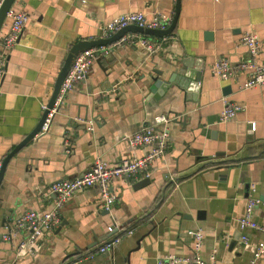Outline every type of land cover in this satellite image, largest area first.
Instances as JSON below:
<instances>
[{
	"label": "crops",
	"instance_id": "0c3cea01",
	"mask_svg": "<svg viewBox=\"0 0 264 264\" xmlns=\"http://www.w3.org/2000/svg\"><path fill=\"white\" fill-rule=\"evenodd\" d=\"M20 3L28 18L0 83V163L36 125L71 44L101 38L103 24L123 12L173 14L175 0ZM7 26L5 21L2 32ZM245 32L259 39L258 60L264 61V0H179L172 37L160 49L149 54L117 43L95 58L87 76L57 103L47 130L6 165L0 264H156L168 254L192 255L188 231L201 233L198 255L205 261L247 264L264 238L262 231L237 223L252 196V220L264 226V86L240 88L246 70L228 80L210 72L216 58L236 64L248 57L239 40ZM152 77L173 79L152 93ZM190 80L192 87L186 86ZM223 98L242 107L227 121L218 119ZM159 115L167 117L158 125L166 129L167 145L152 162L148 181L139 173L111 179L116 199L108 210L100 206L95 185L72 194L58 224L34 245L16 248L24 232L12 242L2 239L15 217L51 205L46 191L52 182L78 177L97 157L111 164L141 156L144 149L124 138ZM89 123L92 131L86 130ZM114 238L111 249L97 251ZM255 264H264V254Z\"/></svg>",
	"mask_w": 264,
	"mask_h": 264
},
{
	"label": "built area",
	"instance_id": "2783aa9c",
	"mask_svg": "<svg viewBox=\"0 0 264 264\" xmlns=\"http://www.w3.org/2000/svg\"><path fill=\"white\" fill-rule=\"evenodd\" d=\"M4 0H0V7ZM27 13L21 7L20 0H13L10 8L6 12L4 19L8 21L7 30L0 29V83L5 73V65L9 51L17 42L20 33L27 21ZM172 13L154 12L150 17L141 11L123 12L113 16L102 26V37H110L112 34L128 25H136L141 28L165 29L171 22ZM3 22V23H4ZM172 37L171 33L164 36H149L139 33H127L116 41L88 48L79 51L72 58L70 67L60 83L54 102L47 110L45 117L37 134L45 132L50 123L55 107L66 94L73 88L76 82L83 80L87 76L88 68L92 61L99 55L107 54L110 48L117 43H128L136 45L149 54L161 48L162 43ZM240 42L245 45L248 57L244 60L231 64L226 58H216L211 66L210 72L213 76L221 80H228L241 70L247 71L246 79L240 84V88L253 86H264V61L258 60L259 39L250 32H245L240 36ZM42 112L46 109V103L40 105ZM242 107L237 104L222 99V109L219 113V121H227L234 117ZM167 117L164 115L155 116L151 122L144 123L137 131L125 136L124 140L131 147H142L143 153L139 157L130 159L123 158L117 162L109 164L106 160L97 157L88 169L78 177L72 179H60L52 182L47 188V194L52 195L53 201L47 209L27 210L15 217L10 223L4 226L2 239L12 242L17 232H24L25 235L16 243L18 250L34 245L36 240L44 233L51 232L58 224V213L66 199L72 194L90 186L98 188V202L103 209L108 210L116 199L115 193L110 190L109 182L113 178L129 179L136 173L148 178L150 166L154 160L161 159L165 154L167 145L166 129L159 124L165 123ZM254 128V123L249 124V130ZM87 131H92V123L86 126ZM67 146L68 143L66 142ZM1 168V163H0ZM257 200L250 196L245 203L244 213L237 218L239 228H253L264 233V226L256 224L252 220V209ZM130 233V231H128ZM194 237L193 253L190 256L178 257L172 254L161 256L156 259V264H217L212 257L205 261L198 255L201 244V233L199 231H188ZM116 238L101 244L97 251L104 252L112 248ZM264 254V238L257 242L251 259L247 264H255L257 258ZM88 256H91L89 254ZM74 264V263H71Z\"/></svg>",
	"mask_w": 264,
	"mask_h": 264
},
{
	"label": "water",
	"instance_id": "95a60500",
	"mask_svg": "<svg viewBox=\"0 0 264 264\" xmlns=\"http://www.w3.org/2000/svg\"><path fill=\"white\" fill-rule=\"evenodd\" d=\"M13 0H4L1 7H0V28L4 22L5 16H6V12L8 11V9L11 6ZM178 9H179V0H175L174 3V12L172 14V19L170 24L165 28V29H152V28H141L139 26L136 25H128L125 26L123 28H121L120 30H118L117 32H115L114 34H112L110 37L107 38H97V39H92V40H79L73 44H71V46L69 47L63 62L60 66V69L54 79L53 85H52V90H51V94L47 100L46 103V109L42 112L40 118L38 119L36 125L32 128V130L30 132H28L19 142H17L12 148L11 151L4 157V159L2 160L1 163V168H0V182L2 180L3 174H4V170L6 168V165L8 163V161L11 159V157L13 156L14 153H16L26 142H28L30 139H32L38 132L41 123L43 121V118L45 117L47 110L49 108H51L54 99L57 95L60 83L62 82V79L64 78L66 72L68 71L72 58L75 54H77L79 51L88 49V48H92L95 46H100V45H106V44H110L114 41H116L118 38H120L121 36L127 34V33H139V34H143V35H149V36H164V35H168L172 32L175 22H176V18H177V13H178ZM173 78L169 79L170 81ZM189 79H197V76L195 77L194 75L190 76ZM152 80V84L148 87V90L152 93H156V91L158 90L157 88H162L164 89V87L167 85L166 83H168L169 80L167 81H162L158 78H151ZM190 80V81H191ZM188 82L186 84V86L188 87H192V84L194 83L193 81ZM190 86H189V85ZM191 90V88H190ZM144 181H148L147 178H144ZM143 182V181H141Z\"/></svg>",
	"mask_w": 264,
	"mask_h": 264
}]
</instances>
